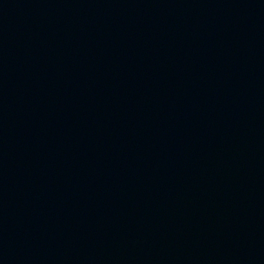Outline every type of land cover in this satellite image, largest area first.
I'll return each instance as SVG.
<instances>
[{
    "label": "water",
    "instance_id": "obj_1",
    "mask_svg": "<svg viewBox=\"0 0 264 264\" xmlns=\"http://www.w3.org/2000/svg\"><path fill=\"white\" fill-rule=\"evenodd\" d=\"M0 264H264V0H0Z\"/></svg>",
    "mask_w": 264,
    "mask_h": 264
}]
</instances>
